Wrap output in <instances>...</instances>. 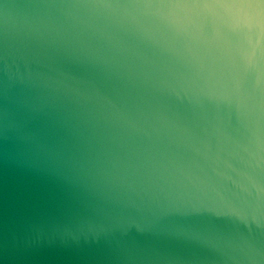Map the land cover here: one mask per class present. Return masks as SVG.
Returning <instances> with one entry per match:
<instances>
[{
    "label": "water",
    "instance_id": "water-1",
    "mask_svg": "<svg viewBox=\"0 0 264 264\" xmlns=\"http://www.w3.org/2000/svg\"><path fill=\"white\" fill-rule=\"evenodd\" d=\"M0 264H264V0H0Z\"/></svg>",
    "mask_w": 264,
    "mask_h": 264
}]
</instances>
